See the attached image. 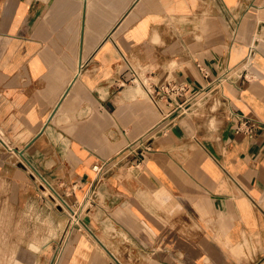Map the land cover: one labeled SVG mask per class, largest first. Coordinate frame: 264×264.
<instances>
[{
  "label": "crops",
  "instance_id": "obj_1",
  "mask_svg": "<svg viewBox=\"0 0 264 264\" xmlns=\"http://www.w3.org/2000/svg\"><path fill=\"white\" fill-rule=\"evenodd\" d=\"M0 264H264V0H0Z\"/></svg>",
  "mask_w": 264,
  "mask_h": 264
},
{
  "label": "built area",
  "instance_id": "obj_2",
  "mask_svg": "<svg viewBox=\"0 0 264 264\" xmlns=\"http://www.w3.org/2000/svg\"><path fill=\"white\" fill-rule=\"evenodd\" d=\"M186 87L187 85L183 82L169 80L155 86L154 95L157 96L158 99L165 100L167 103H176L175 98L178 96H183L184 92L186 91ZM179 109H181V106ZM254 126V123L242 121L238 125V131L250 135ZM94 168L97 172V167L95 166Z\"/></svg>",
  "mask_w": 264,
  "mask_h": 264
},
{
  "label": "rangeland",
  "instance_id": "obj_3",
  "mask_svg": "<svg viewBox=\"0 0 264 264\" xmlns=\"http://www.w3.org/2000/svg\"><path fill=\"white\" fill-rule=\"evenodd\" d=\"M43 186V185H42Z\"/></svg>",
  "mask_w": 264,
  "mask_h": 264
}]
</instances>
